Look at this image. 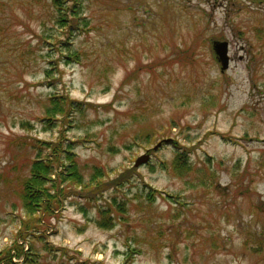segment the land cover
Returning <instances> with one entry per match:
<instances>
[{"label":"rangeland","instance_id":"obj_1","mask_svg":"<svg viewBox=\"0 0 264 264\" xmlns=\"http://www.w3.org/2000/svg\"><path fill=\"white\" fill-rule=\"evenodd\" d=\"M71 4L90 30L72 40L80 63L58 59L60 81L48 86L44 57L25 72L15 52L49 32L50 0H0V248L19 237L24 213L25 150L14 141L58 138L60 125L39 121L58 91L84 102L64 127L81 140L79 162L102 167L106 179L130 172L133 184L119 192L125 211L113 208L110 228L96 207L81 213L65 201L40 231L46 243L34 244L40 263L264 264V0ZM214 41L228 43L224 71ZM177 145L191 149L182 176L171 166ZM151 188L162 194L149 203ZM48 243L66 251L49 253Z\"/></svg>","mask_w":264,"mask_h":264},{"label":"trees","instance_id":"obj_2","mask_svg":"<svg viewBox=\"0 0 264 264\" xmlns=\"http://www.w3.org/2000/svg\"><path fill=\"white\" fill-rule=\"evenodd\" d=\"M73 1L50 0L53 9L50 18L52 26L49 27V32L35 33L32 37V40H35L34 46L27 41V46L20 49V53L15 52L17 56L19 55V62L23 63L20 65L25 68V72L27 68L39 64V57H44L43 66L45 67L42 74L48 86H53L60 81L59 77L55 78L58 73V62L80 63L82 52L73 48L72 40L77 34L90 30V26L82 23L86 20L78 16V8L71 4ZM57 28L58 31L61 29L64 31L57 34L55 33ZM83 104L84 102L70 99L68 93L57 91L55 94H50L44 100L39 121L44 124V128L60 125L62 130L58 138L47 140L25 135L14 141L25 150V165L17 171L24 213L18 215L19 229L15 236L19 235V237L12 240L11 247L0 248V264H44L40 263V253L35 249L34 244L38 240L46 243V237L42 236L44 233L40 231L44 232L47 226H45L46 220L62 210L67 200L79 207L81 213L96 207L99 215L98 224L107 228L115 224L112 214L125 211L126 201H123L124 198L119 199L121 197L119 192H123L122 189L129 183L133 184L130 180V172L106 179L102 167L92 165L89 169L79 162L75 148L81 140H70L64 135V127L70 126L69 123L72 122L75 112L82 111ZM25 125H29V122L25 121ZM177 148L171 166L176 174L182 176L189 169L188 166H191L188 155L191 149L183 147L182 150L178 145ZM162 166L167 169L166 163ZM126 177H129V180L121 183ZM106 192L111 195L104 197ZM155 192L158 195L162 194L151 188V191L147 193L149 203L155 200ZM167 199L177 201L176 196L169 193ZM113 208L116 209V213L113 212ZM119 215L121 217V214ZM122 217L126 218L125 215ZM44 250L54 255L66 251L61 246L54 249L49 243ZM14 258L22 259L18 262L14 261Z\"/></svg>","mask_w":264,"mask_h":264},{"label":"water","instance_id":"obj_3","mask_svg":"<svg viewBox=\"0 0 264 264\" xmlns=\"http://www.w3.org/2000/svg\"><path fill=\"white\" fill-rule=\"evenodd\" d=\"M212 46L217 60L221 64V71H224L229 65L228 43L227 41H214ZM168 141L169 140H165L164 142ZM160 145L161 142H158L156 145H154L153 149L156 150ZM148 158V154L139 156L136 159L134 166H139L140 164L146 162Z\"/></svg>","mask_w":264,"mask_h":264}]
</instances>
